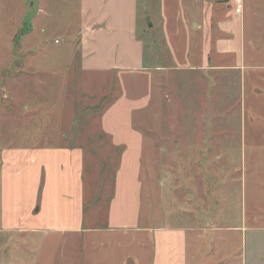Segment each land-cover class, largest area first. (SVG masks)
I'll use <instances>...</instances> for the list:
<instances>
[{
    "label": "crops",
    "instance_id": "crops-1",
    "mask_svg": "<svg viewBox=\"0 0 264 264\" xmlns=\"http://www.w3.org/2000/svg\"><path fill=\"white\" fill-rule=\"evenodd\" d=\"M35 4L50 21L51 8L74 7L61 26L75 30L80 73L120 94L102 116L107 142L91 154L99 173L86 175L84 144L2 151L0 234L10 236L12 258L22 249L31 264H190L189 233L203 230L153 226L142 214L145 133L161 140L146 114L170 93L179 116L183 108L201 119L172 128V143L202 151L196 164L210 184L222 175L217 166L237 172V150L240 165L256 170L249 210L242 172V219L226 230L240 238V264H264V0H244L241 15L231 0ZM227 164L237 167L227 173Z\"/></svg>",
    "mask_w": 264,
    "mask_h": 264
},
{
    "label": "rangeland",
    "instance_id": "rangeland-1",
    "mask_svg": "<svg viewBox=\"0 0 264 264\" xmlns=\"http://www.w3.org/2000/svg\"><path fill=\"white\" fill-rule=\"evenodd\" d=\"M35 2L0 0V160L9 148L84 144L89 153L86 175L99 173L91 154L107 142L101 138L102 116L120 94L119 88L115 83L100 86L92 74L80 73L76 41L69 38H75V30L61 26L74 7H63L64 13L51 8L54 20L50 21L44 18L45 8ZM167 97L161 102L155 97L146 114L145 127L157 128L161 140L155 132L153 138L145 133L143 218L153 226L201 228L202 232L189 233L190 264H240V238L226 228L242 219V172L249 210V178L256 170L252 173L249 165H240L237 150L234 158L239 167L226 166L227 173L236 167L237 172L226 176L225 167L217 166L222 175L210 184L209 170L196 164L202 151L192 144L172 143L176 136L172 128L199 126L201 119L191 120L183 108L179 116L172 95ZM100 169L110 175L109 163L102 162ZM260 170L264 173V168ZM0 250L1 264H31V256L22 249L19 257L17 252L12 258L10 236L3 233Z\"/></svg>",
    "mask_w": 264,
    "mask_h": 264
},
{
    "label": "built area",
    "instance_id": "built-area-1",
    "mask_svg": "<svg viewBox=\"0 0 264 264\" xmlns=\"http://www.w3.org/2000/svg\"><path fill=\"white\" fill-rule=\"evenodd\" d=\"M234 4V11L236 15H241L244 11V0H231Z\"/></svg>",
    "mask_w": 264,
    "mask_h": 264
}]
</instances>
